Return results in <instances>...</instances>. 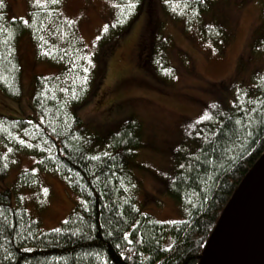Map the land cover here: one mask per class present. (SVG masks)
I'll return each instance as SVG.
<instances>
[{
  "label": "trees",
  "instance_id": "obj_1",
  "mask_svg": "<svg viewBox=\"0 0 264 264\" xmlns=\"http://www.w3.org/2000/svg\"><path fill=\"white\" fill-rule=\"evenodd\" d=\"M110 1L120 18L115 36L127 31L142 11L145 18L154 16L151 31L161 33L158 6L183 16L187 24L206 12L212 24L220 0ZM2 4L0 90L13 99L23 96L17 46L23 35L30 36L35 57L56 66L58 72L35 76L33 93L27 96L31 112L24 117L0 114V178L5 179L9 167L3 150L30 152L39 166L65 178L75 199L60 225L43 229L13 190L22 185L36 187L35 171H21L11 183H1L0 264H200L225 206L264 152V68L241 88L233 80L232 100L217 93V106L189 125L177 142L180 145L173 147L182 144L186 156L172 161L171 176L166 185L161 184L184 217L162 222L143 209L152 196L138 197L137 155L146 148L139 120L130 115L92 125L80 114L100 92V54L112 47L115 37L99 45L100 54L91 55L95 60L91 66L83 39L62 12L61 0H28L25 18L11 15L9 0ZM263 36L253 39L259 38V51L264 49ZM146 38L140 45L146 50L141 62L144 67L150 61L154 71L161 54L154 53ZM177 152H169V157L176 158Z\"/></svg>",
  "mask_w": 264,
  "mask_h": 264
},
{
  "label": "rangeland",
  "instance_id": "obj_2",
  "mask_svg": "<svg viewBox=\"0 0 264 264\" xmlns=\"http://www.w3.org/2000/svg\"><path fill=\"white\" fill-rule=\"evenodd\" d=\"M9 2L13 17H26L28 0ZM217 6L212 24L206 12L187 24L183 16L164 12L158 6L156 16L162 23L161 33H154V28L151 31L154 16H146L147 20L142 11L131 21L127 31L114 36L120 18L110 0H61L64 16L73 22L84 41L88 64H95L91 55L100 54L99 45L105 44L111 35L115 37L112 47L100 54L103 56L99 62L103 69L100 92L80 109V114L92 125L123 120L122 117L130 115L139 120L146 148L140 149L137 155L139 169L136 173L141 187L138 197L142 200L152 196V202H144L143 209L162 222L184 217L161 183L166 185L164 181L171 176L172 161L180 162L186 153L182 144L175 148L180 151L177 156L173 154L176 158H170L169 152H175L173 147L180 145L177 142L185 136L189 125L205 118L211 106H217L220 100L217 93L222 92L225 99L232 100L233 91L229 88L232 81L239 88L251 84L254 75L264 68V49L259 51V38L253 42L255 35H264V0H220ZM144 38L147 44L150 41L154 46L155 54H161L154 71L150 61L144 67L141 62L146 52L140 48ZM18 42L24 93L21 99H13L0 90V114L24 117L32 111L28 97L33 93L35 76L55 75L58 70L35 57L30 36L23 35ZM257 50L259 53L255 55ZM162 66L167 70H162ZM217 83L222 84L215 87ZM3 158L7 159L9 167L5 179L0 178V184L11 183L21 171H35L38 185L15 187L17 192L13 189L14 193L26 210L39 218L43 229L60 225L75 199L65 178L39 166L36 156L30 152L3 150Z\"/></svg>",
  "mask_w": 264,
  "mask_h": 264
},
{
  "label": "water",
  "instance_id": "obj_3",
  "mask_svg": "<svg viewBox=\"0 0 264 264\" xmlns=\"http://www.w3.org/2000/svg\"><path fill=\"white\" fill-rule=\"evenodd\" d=\"M200 264H264V152L225 206Z\"/></svg>",
  "mask_w": 264,
  "mask_h": 264
},
{
  "label": "snow or ice",
  "instance_id": "obj_4",
  "mask_svg": "<svg viewBox=\"0 0 264 264\" xmlns=\"http://www.w3.org/2000/svg\"><path fill=\"white\" fill-rule=\"evenodd\" d=\"M53 2H58V0H53ZM3 4H2V0H0V7H2Z\"/></svg>",
  "mask_w": 264,
  "mask_h": 264
}]
</instances>
